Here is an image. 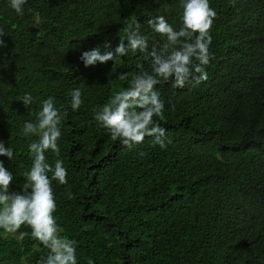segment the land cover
<instances>
[{
  "label": "trees",
  "instance_id": "trees-1",
  "mask_svg": "<svg viewBox=\"0 0 264 264\" xmlns=\"http://www.w3.org/2000/svg\"><path fill=\"white\" fill-rule=\"evenodd\" d=\"M213 21L206 66L198 85L156 86L171 143L151 137L132 148L112 140L94 110L128 87L146 53L85 68L80 56L106 41L114 48L135 21L149 50L163 37L148 21L164 15L181 27L180 0H27L23 15L0 0V161L21 192L36 136L22 135L42 102L54 98L62 115L59 156L67 183L52 182L60 235L76 242L77 264H264V0H209ZM126 42V41H125ZM80 87L73 111L70 93ZM30 94L32 103L21 97ZM66 113V115H65ZM143 153V155H140ZM49 176L51 174L49 173ZM71 193L73 198H68ZM0 229V264H38L48 250Z\"/></svg>",
  "mask_w": 264,
  "mask_h": 264
},
{
  "label": "clouds",
  "instance_id": "clouds-1",
  "mask_svg": "<svg viewBox=\"0 0 264 264\" xmlns=\"http://www.w3.org/2000/svg\"><path fill=\"white\" fill-rule=\"evenodd\" d=\"M26 2L9 0V7L18 15H23ZM230 2L235 4V0ZM180 7L179 30L174 29L164 15L148 21L153 32L164 38L159 46L153 45L149 50L148 38L138 34L140 25L135 21L134 26L124 29L125 37L119 39L114 48L106 41L80 56L85 68L109 61L114 65L118 58L137 50L146 53L144 59L150 60L151 72L145 71L143 64L138 63L136 67L139 71L130 79L128 73L119 74V80H128V87L114 92L108 102L94 110L97 124L107 129L111 139L119 140L124 147L132 148L146 137L153 138V144L161 149L171 143L166 130L155 124L153 119H163L164 102L156 91L161 81H171L173 88H184L186 84L198 85L208 79L205 69L211 59L210 30L217 12L210 7L209 0H180ZM4 47L5 42L0 40V49ZM70 96V106L75 111L83 102L80 87L71 91ZM19 99L23 105L32 103L30 94ZM62 118L54 98L48 97L42 102L35 121L23 124L22 135L36 136L37 139L28 147L32 164L30 170L24 173L25 183L21 192L9 191L13 174L0 161V229L7 234L19 232L18 239L23 240L29 233L20 229L27 226L31 230V238L48 250L46 258H41L38 264H77L76 242L60 235L62 230L54 216L56 201L52 182L66 184L67 170L61 159H57L53 166L47 162L45 155L51 151L59 156ZM0 156H6L10 161L14 156L13 150L5 148L2 141ZM68 198H73L71 193H68ZM88 264H93L91 258Z\"/></svg>",
  "mask_w": 264,
  "mask_h": 264
},
{
  "label": "rangeland",
  "instance_id": "rangeland-1",
  "mask_svg": "<svg viewBox=\"0 0 264 264\" xmlns=\"http://www.w3.org/2000/svg\"><path fill=\"white\" fill-rule=\"evenodd\" d=\"M2 235H3V236H5V235H6V233H3ZM12 235H14V236H16V237H17V233H16V234H12Z\"/></svg>",
  "mask_w": 264,
  "mask_h": 264
}]
</instances>
